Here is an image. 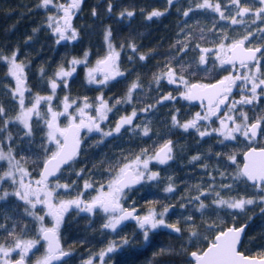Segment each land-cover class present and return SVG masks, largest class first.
<instances>
[{
    "label": "trees",
    "instance_id": "obj_1",
    "mask_svg": "<svg viewBox=\"0 0 264 264\" xmlns=\"http://www.w3.org/2000/svg\"><path fill=\"white\" fill-rule=\"evenodd\" d=\"M64 2V0H61ZM111 2L113 10L107 12L108 3ZM202 0H176L172 7H168L166 0H83L81 10L73 17V27L78 31L79 36L75 41H61L56 43L57 37L54 36L46 26V20L49 15L55 14V9L39 8L37 5L40 0H0V53L4 56H10L12 51L19 49L18 60L27 65L25 70L26 86L31 89V93H40L41 95L50 94L47 86V80L52 77L59 65H68V61L73 58L84 59L85 52L88 53V60L101 59L107 53V45L104 39L105 29L110 28L112 32V42L119 49V68L125 73L118 77L113 83L107 86H95L87 81L85 64L76 66L68 87L61 86L56 91V98L53 100V106L60 108V102L64 94L77 100L88 98L94 104L96 98L103 95L110 102L115 101L117 97L124 99L131 82L138 81L140 88L134 92L133 102L140 104L144 99H155L162 93H169L177 99L164 101L162 114V134L163 141L169 138H176L181 132L170 130L169 125L170 109L174 104L179 107L181 118H186L199 106L180 98V92L184 91L182 84H169L167 80H161L157 85L154 82V76L165 70V65L171 62V66L192 65L196 69L194 60H198L199 51L195 45L199 44L202 48L213 49L208 54L207 64L201 66L195 71L194 75L185 73L189 82L200 81L209 83L211 81L228 75L229 65L220 67L216 55L213 54L219 44L229 42L242 31L240 26L232 24L228 20H220L217 13L211 10H196L190 13L189 17H183L182 11L189 6L195 7V4ZM213 3L216 0H212ZM226 0H221L223 4ZM255 3V0H250ZM258 6V5H256ZM168 11L164 16L154 17L148 20L147 15L155 10ZM96 9L97 16L93 17L92 11ZM179 9V10H178ZM125 10L134 11L132 17H121L120 13ZM187 21V23H185ZM183 28V31H181ZM34 29H39L34 32ZM28 37H32L26 43ZM181 43L189 44L187 54L179 52ZM264 43V33L256 34L252 44ZM129 44H135L138 51L133 53L128 47ZM124 45L123 48L120 46ZM145 55L146 60L140 61L139 55ZM129 57L132 59L130 60ZM43 68L46 76L42 80L39 70ZM15 81L7 75V66L0 60V104L7 110L8 117L15 116L17 104L13 101L11 95L6 91L8 88H14ZM30 98L29 93H25ZM233 98L239 99V89L233 91ZM27 103V100H26ZM124 104V103H121ZM238 109L246 111L250 118L256 115H264V97L254 105L237 106ZM118 111V110H117ZM198 126H209L210 128L219 127V122L212 117L211 122L200 123ZM34 143L29 145L22 142L19 137L23 135L20 126L10 125L9 132L15 143L4 139L8 133H0V139L3 140L4 150H8V145L12 143L14 154L17 159L21 156L25 160L21 161L23 167L32 172V176L37 177L39 173V162L36 157L41 153V137L43 133L34 124ZM174 127V126H172ZM190 145L184 150L174 152L176 158L170 163V167L164 171L165 184L171 183L175 189L173 192L160 190L161 186L154 183L150 184L149 192L153 193L149 198L143 199L137 197L131 200V204H137L142 212H148L150 209L162 211L165 206L170 207L167 215L169 223H177L182 229L181 233H175L170 229H158L151 234L149 243H144L140 230L129 224L128 239L129 245L118 249L111 255L112 262L109 264H192L190 252L193 250H203L213 239L216 232L224 229L230 224L240 225L248 222L243 246L241 248L246 254L257 255L264 251V213L260 211L264 204H254L247 206L244 212L238 210L219 209L212 204L214 195L207 198L201 197L208 205L203 211H197L198 203L193 201L189 203V198L198 195L197 186L208 188L213 182L216 189L228 198L235 197H253L259 193L253 189L250 184L243 181H233L232 176L238 167H241L243 152L250 146L249 142L243 137H238L235 141H224L220 144L222 137L216 134L201 138L196 130L191 131ZM101 136L90 135L82 144L81 151L71 167H66V172H62L64 182H75V185L85 177H97L96 183H103L114 174V169L119 164L130 160L135 155L141 153L145 146L152 151L154 145L146 144L142 138L128 140L126 135L120 141H114L111 137H105L101 143ZM156 143V141H155ZM176 142H174L175 144ZM251 145L264 146V136L258 137L256 142ZM216 153L223 155L217 156ZM235 154L237 164H232L226 159L227 155ZM199 155L200 160L193 161L192 157ZM205 165L207 167H205ZM8 167L6 161H0V171ZM83 169L80 176L75 173ZM112 169L113 171H109ZM225 173L221 176L220 173ZM213 177L215 178L213 180ZM221 184H233V189H221ZM167 185V186H168ZM3 189L10 188V184L4 183ZM128 202V201H127ZM181 204L186 207L181 208ZM26 205L18 201L15 197H9L6 204H1L0 212L9 209L8 215L14 217L15 222L21 226L27 224L28 228L32 223L30 217L24 212ZM192 216V220H187ZM11 226L13 221H4ZM36 224L35 230L38 228ZM77 220L69 219L66 227L75 234L68 246L72 248V254L65 259L67 264H83V260H88L93 253L103 248L104 243H91L86 238L80 237L75 227ZM209 224L218 225L219 228L209 229ZM197 232L198 236H191V232ZM19 233V228L17 229ZM77 233V234H76ZM23 233V237H24ZM7 239L6 233L0 230V241ZM165 251H161V250Z\"/></svg>",
    "mask_w": 264,
    "mask_h": 264
},
{
    "label": "snow or ice",
    "instance_id": "obj_2",
    "mask_svg": "<svg viewBox=\"0 0 264 264\" xmlns=\"http://www.w3.org/2000/svg\"><path fill=\"white\" fill-rule=\"evenodd\" d=\"M82 3L83 0H64V2L61 0H40L37 7L55 9V14L47 17L46 26L57 37V44L61 41L78 39L79 33L73 27L72 20L81 10ZM175 3L176 0H166L168 7L174 6ZM112 10L113 5L109 2L107 12L111 13ZM196 10H211L218 14L220 20H230L232 24L245 23V17H248L253 24L257 20H264V0H255V3H250V0H226L223 7L221 0H216L215 3L212 0H202V2L196 3L195 7L189 6L183 10L182 16L189 17L190 13ZM167 11L168 8H165L164 11L154 9L146 18L152 20L154 17L164 16ZM92 15L93 17L97 16L96 9H93ZM134 15V11L131 10L120 13L121 17ZM38 30L34 29L33 31ZM257 31L264 33V27L258 28ZM255 37L256 33L249 30L239 40H234L229 44H219L215 52L216 59L221 68L229 65L230 70L225 69L229 74L215 83H190L186 79L185 73L194 75L197 69L207 64L208 54L213 52V49L202 48L199 44L195 45V49L199 51V58L193 61L196 69H193L192 65L185 66L177 62L178 71L177 67L171 66V62H169L164 66L165 70L162 73L154 76V82L157 85L161 80H167L169 84H182L184 91L180 92V98L184 100L201 101L202 104L204 101L207 102L206 111L203 114L197 112L192 120L183 124H180L176 115H173V126L181 127L184 131L195 129L201 138L216 134L222 137L219 141L220 144L243 137L251 145L256 142L258 137L264 136V115L250 118L246 111L237 108L238 105L254 106L261 97H264V46L252 47L251 44ZM111 38V29H105L104 39L107 45V54L98 59L94 67L87 68L86 78L89 83L107 86L110 81L125 75L119 68L120 53L116 50ZM31 39L32 37H28L26 43ZM120 47L123 48L124 45ZM128 47L133 53L138 51L135 44H129ZM178 51L187 54L189 44L181 43ZM18 55L19 49L12 51L10 56L0 53V60L4 61L7 66V75L15 81V87L8 88L6 91L17 104V112L13 117H8L7 110L0 104V133H8L4 139L15 143L9 132V127L10 125L20 126L23 135L19 139L29 145L28 150L30 151L31 145L34 143L33 125L35 124L39 128L43 133L40 144L41 153L36 157L39 162V173L37 177H33L32 172L22 166L21 161L25 160V157L21 156L20 159H17L12 143L8 145L7 151L3 146H0V161H6L8 165L6 170L0 171V186L9 183L12 187V191L3 190L0 187V204H6L9 197H15L18 201H22L26 205L25 214L32 217L39 227L36 229L35 236L23 238L22 234L27 231L28 225L21 226L15 222L14 217L8 215L9 209L0 212V230L7 236L5 242L0 243V264H33L34 256L36 257L34 264H58V262L67 264L64 258L69 257L71 252L62 246L60 230L66 214L72 209L77 210V214L80 212L103 213L105 222L102 224V229L111 232H117L125 221L134 220L140 230L142 240L146 244L150 242L151 234L158 229H170L175 233H181L182 229L178 227V222L169 223L167 220L170 207H175L174 205L165 206L162 211L150 209L145 215L140 216L135 207L126 208L123 203L128 192L136 185L158 180L159 173L151 171L149 164L150 161L155 160L163 165L173 159L171 155L172 141L170 140L165 142L154 155L149 156L147 149H143L133 160L119 164L107 183H102L94 189L96 194L90 199L84 198L85 192L94 188V183L88 181L84 183L83 190H78L74 197L70 199L61 197L62 192L69 193L75 190L73 188L75 182L72 184L61 183L60 176L64 167H71L79 156L84 139L82 132L92 133L95 131L101 133L102 137H110L119 134L121 129L126 126H131L134 119L137 118L135 110L130 115L121 116L115 127L108 131L101 128V123L108 120V113L113 111L115 105L131 102L133 92L141 87L140 83L133 82L126 97L124 99L117 98L112 105L103 95L96 98L95 105L89 103L87 97L80 105L75 100L70 101L69 97L65 95L60 102L61 107L57 109L52 103L56 98L57 89L61 86L68 87L67 78L72 77L77 65H87L88 53L85 52L83 60L73 58L68 61L67 68L64 65L58 66L53 76L47 80V86L50 89V94L47 95L33 94L31 89L27 88L25 75L27 65L18 60ZM129 59L132 58L129 57ZM146 59L145 55H139L140 61ZM39 74L42 80L46 76L43 68L39 70ZM235 88L239 89V99L233 98ZM26 92L29 93L30 98L26 97ZM175 99L177 97L169 93L160 97L156 103L162 104L164 101ZM153 107L154 105H148L141 111L148 112ZM223 109L226 111L222 112ZM61 117L66 120V123L61 124ZM212 117H216L219 121V127L198 126L201 121H212ZM150 131L151 129L145 125L142 134L148 136ZM100 142L102 143L103 140ZM2 143L3 140L0 139V145ZM216 155L219 157L223 154L216 153ZM200 159L199 155L192 157L193 161ZM226 159L234 165L237 164L235 154L227 155ZM205 167L207 166L205 165ZM109 171L113 170L109 169ZM82 172L83 169L75 174L80 176ZM220 175L223 177L225 173L221 172ZM232 179L250 184L259 195L225 198L211 185L207 191L197 186L199 194L190 197L189 203L197 202L196 210L203 211L208 205L201 197L207 198L214 194L212 204L219 209L244 212L247 206L257 203L264 204V147H248V150L243 153V165L237 168ZM219 187L231 191L233 184H221ZM164 190L169 193L175 191L171 183ZM180 207L184 208L186 205L181 204ZM260 211L264 213V207H261ZM46 217L51 218V226L45 225ZM186 219L190 221L193 218L188 216ZM4 221L13 222L9 226ZM208 227L209 229L219 228L215 224H209ZM18 228L19 233L17 232ZM244 232V226L218 230L206 249H198L190 253L192 261L194 264H264V251L257 255H250L241 250ZM191 236L197 237L198 233L193 231ZM129 243L127 237L122 238L120 243L110 241L106 249L98 253L100 264H106L105 257L110 258L111 253L129 245ZM38 246L43 247V252L36 256L34 250L38 251ZM14 253L17 258H13ZM84 264H93V258H89Z\"/></svg>",
    "mask_w": 264,
    "mask_h": 264
},
{
    "label": "flooded vegetation",
    "instance_id": "obj_3",
    "mask_svg": "<svg viewBox=\"0 0 264 264\" xmlns=\"http://www.w3.org/2000/svg\"><path fill=\"white\" fill-rule=\"evenodd\" d=\"M246 46H248V45H246ZM251 46H253V47H256V46H264V43L254 44V45H251ZM116 50L118 52L120 51L117 48H116ZM67 80H68V83H69V81L71 80V77L67 78ZM114 81L115 80L110 81L108 85H110ZM132 83L133 82H131V84ZM131 84L129 85L128 90H129ZM93 85L98 86V87L102 86V85H98V84H93ZM236 89L237 88H235L233 91H235ZM134 92L132 94L131 102H125L124 104H117V105H115V107L113 108V111L110 112V113H108V120H106V121H104V122L101 123V128L104 127V126H107V127L110 126V128H114L117 120L121 116L130 115L132 113V111L135 110L137 112V118L134 119L133 124L131 126H126L124 129H121V132L119 134H114L113 136H110L112 140H114V141H120V140H122V138H123L122 133L125 130L126 131V134H124V137L127 135L128 136V140H136V138H142L143 141L146 144H148V142H150V144L154 145L153 148L151 149L152 151H150V152H148V150H150V149L147 146L144 147V149H147V153H149L151 155H154V153L165 142H167L169 140L172 141V148H173V151L172 152L173 153L177 151L176 149H178V151H181L180 148H184V150H185L190 145V138H188V136H192L191 135V133H192L191 131H194L195 129H189L188 131H184L183 128H181V127H177V126L172 127L173 126L172 116L173 115H176L177 116V119L180 122V124H183L186 121H188V118L190 116H192L195 113V111H193L191 114H189L188 117L181 118L180 111H179V107H177L176 104H174L173 107H169V109H170V113H169V115H170L169 125L171 126L170 130H172V131L175 130L176 133L177 132H181V134H179L176 138H169L168 140L163 141V139H162L163 138V134L161 132L162 131L161 129H162V124H163L162 114H163L164 102L162 104H157L156 101L160 97L164 96V94L162 93L160 96H158L157 97L158 99L156 101H153L155 99H151V100L144 99V101H142L140 104H136L135 102H133ZM65 95H67V94H64L63 97ZM69 99H70V101L71 100H75L77 102V104H80V105H82L83 100H84V98L83 99H80V100H77L75 98H70V97H69ZM113 99L116 100L117 97H115ZM88 102L89 103H92L93 105L96 104V103L94 104L93 102H91L89 100H88ZM114 103H115V101H112L109 104L112 105ZM148 105H154V107L150 111H148V112L141 111L142 109H144ZM198 106H199L198 109L204 110V111L206 110L205 106H203V105H198ZM89 111H91V110H89ZM224 111H226V109ZM93 114H95V113L93 112ZM64 123H66V120L63 117H61V124H64ZM200 123H206V121H201ZM145 125L148 126L151 129V131H150V133H149L148 136H144L142 134V129H143V127ZM132 126L135 127L138 130L139 133H137V131H135V130H131L130 127H132ZM82 136L84 137V139H83V142H84L85 141V138L88 137V135H85V132H82ZM155 141H156V143H155ZM83 142H82V144H83ZM174 142H176V143L174 144ZM174 155H175V158H176V154H174ZM135 156H137V155H135ZM135 156L132 157L128 161L133 160L135 158ZM128 161H126V162H128ZM167 164H169V161L166 164H163V165L162 164H159L155 160L150 161V164H149L150 170L151 171H154V172H158L159 173V178L156 181L145 182V183H143L141 185H136L130 191V193H129L130 195H133L134 196L133 199H135L137 197H141L143 199H147L151 195H153V193H150L149 192V189H150L149 186H150V184H152V186H153L154 183H157L158 185L161 186V189L160 190H163L165 188V179H164V174L163 173H164V167ZM66 167L67 166L64 167V169H63L62 172L68 171V170H65ZM60 180H61V183H65L63 181L64 180V177H62V175L60 176ZM97 180H98L97 177H93V178L90 177V176L87 177V178L85 177V179L83 178L79 182V184H77V185L74 184L73 185V188L75 190H72L69 193H63L62 192L61 193V197L64 198V199H70V198L74 197L76 195V193H77L78 190H83L84 183L86 181H88V182H93L94 183V188L88 189L87 192H85V197L84 198L85 199H90L91 196H93V195L96 194V191L94 189L98 188L99 185H100L99 183H96L95 182ZM107 181H108V179L105 182H103V183L106 184ZM67 183H69V182H67ZM69 184H72V183H69ZM3 190L12 191V188L10 187V188L3 189ZM134 203L131 204L130 201L129 202L125 201L124 206L126 208L135 207L136 208V211H137V214H139L140 216H143V215H145L147 213V212H142L140 210V208L138 206H136L137 204H134ZM0 208H1V204H0ZM69 219H71V220H73V219L74 220H77L78 224L75 226L77 228V232H78V234L76 233L77 235H79L80 237L86 238L88 240V242L90 241L91 243H100V242L101 243H104L102 245L103 248L101 250H99L96 253H93L91 255V257H89V258H93V264H100V260H99V257H98V253H100L101 251L105 250L110 241H116V242H118L116 240V232H111L110 230L102 229V224L105 222V217H104L103 213L96 212L95 214H89V213H86V212H80L79 214H77V210L72 209V210L69 211L68 214H66L65 221H64V223H63V225L61 227V230H60V234H61V244H62V246L64 247L65 250L70 251L71 254H72V251L73 250H72V248H70L68 246V243L73 239L72 237L75 234L71 231V229H69L65 225L66 222H68ZM30 220H31L32 223L30 224V226L27 229V231L24 232L25 234H24V237L23 238H32L36 234V230H35L36 224L35 223H37V222L34 221L32 217H30ZM130 222H131V225H134V226L137 227L136 222L134 220H129V221L125 222L117 230V231L124 232V236L123 237H127L128 238V234H127L128 233V229H127V227H129ZM45 225L46 226H51V218L46 217V223H45ZM3 242H5V241H0V243H3ZM34 252L36 253V256H39L43 252V247L42 246H38V251L37 250H34ZM112 254L113 253L110 254V258L109 257H105L106 264H109V263L112 262V260H111V255ZM13 258H17L15 253L13 254ZM35 258H36L35 256L32 258L33 259V264H34ZM66 258H68V257H66ZM66 258H64V259H66ZM85 261H87V260H85ZM85 261L83 260L82 263L84 264Z\"/></svg>",
    "mask_w": 264,
    "mask_h": 264
},
{
    "label": "rangeland",
    "instance_id": "obj_4",
    "mask_svg": "<svg viewBox=\"0 0 264 264\" xmlns=\"http://www.w3.org/2000/svg\"><path fill=\"white\" fill-rule=\"evenodd\" d=\"M228 13L226 12V15H227ZM244 20H245V23H240V24H234V25H237V26H240V29H242V31L241 32H239V34H237V36L234 38V39H232L231 41H229V42H223L224 44H229V43H231L232 41H234V40H239V39H241L244 35H246L247 34V32L249 31V30H252L253 32H255L256 34H261L260 32H258L257 31V29L258 28H261V27H264V20H257L256 21V23L255 24H253L252 22H251V20L248 18V17H245L244 18ZM228 21H230V20H228ZM231 22V21H230ZM218 49V47L215 49V52H216V50ZM215 52L213 53V54H215ZM76 59H79V58H76ZM79 60H81V59H79ZM98 59H94V60H88L87 59V61H88V63H87V66H86V70H85V72L87 73V68H89V67H94L95 66V64H96V61H97ZM68 67V65L67 66H65V68H67ZM62 100H63V98H62ZM60 105H61V103H60ZM206 111V110H205ZM204 110H200V109H197L196 111H195V113L192 115V116H190L189 118H188V121H190V120H192L193 118H194V116H195V114L197 113V112H200L201 114H203L204 112H205ZM187 122V121H186ZM206 122H211V121H206ZM102 129L104 130V131H108V130H110V129H113V128H110V126H104V127H102ZM130 129L131 130H135V131H137V133H139L138 132V130L135 128V127H130ZM132 132V131H131ZM133 133V132H132ZM124 134H126V131L124 130L123 131V133H122V135H124ZM85 135H88V136H90V135H98V136H101V140H103L105 137H102V135H101V133H99V132H92V133H87L86 131H85ZM87 138V137H86ZM85 138V139H86ZM149 156H151V154H149V153H147ZM171 155L173 156V159L175 158V155H174V153L172 152L171 153ZM172 159V160H173ZM172 160H170L169 161V164H167L165 167H164V171L166 170V169H168L169 167H170V163L172 162ZM149 168H150V166H149ZM9 184V183H8ZM167 185H168V182H167V184H165V188L167 187ZM212 186V188H214L216 191H219V189H216V185H214L213 184V182H211V184H209V186ZM209 186H208V188H201V189H203V190H209ZM11 187V186H10ZM12 188V187H11ZM164 188V189H165ZM130 192H128V194H127V198L123 201V203H125V201H131V199L133 200V198H134V196L133 195H130L129 194ZM214 194H212V196H213ZM38 208H39V206H38ZM45 223H46V219H45ZM38 227H39V225H38ZM124 231V230H123ZM124 236V232H121V231H117L116 232V240L118 241L117 243H120L121 242V240H122V238H124L123 237Z\"/></svg>",
    "mask_w": 264,
    "mask_h": 264
},
{
    "label": "water",
    "instance_id": "obj_5",
    "mask_svg": "<svg viewBox=\"0 0 264 264\" xmlns=\"http://www.w3.org/2000/svg\"><path fill=\"white\" fill-rule=\"evenodd\" d=\"M253 47V46H252ZM221 79V78H220ZM217 80H219V79H217ZM217 80H214V81H211V82H209V83H215ZM191 83H202V82H200V81H193V82H191ZM192 103H194V104H196V105H203V106H205L206 105V101H204L203 102V104L201 103V101H191ZM206 108V107H205ZM225 109H223L222 110V112L224 111ZM250 146H253V147H258V148H260V147H264V146H256V145H250ZM249 146V147H250ZM248 150V148L245 150V151H247ZM244 151V152H245ZM243 152V153H244ZM243 165V155H242V163H241V166ZM129 221V220H128ZM125 222H127V221H125ZM124 222V223H125ZM242 226H244L245 227V232H244V234H243V237H242V240H243V238H244V236H245V233H246V229H247V227H248V222H244V223H242V224H240V225H234V224H230V225H228V226H226L224 229H226V228H228V227H242ZM216 235V234H215ZM214 235V236H215ZM214 238V237H213ZM212 241V240H211ZM211 241L209 242V244L211 243ZM208 244V245H209ZM207 245V246H208ZM207 246L204 248V249H206L207 248ZM193 251H196V250H193ZM192 252V251H191ZM190 252V253H191ZM190 256V255H189ZM66 258V257H65ZM190 258H191V256H190ZM191 260H192V258H191ZM58 264H59V262H58ZM192 264H194V262L192 263Z\"/></svg>",
    "mask_w": 264,
    "mask_h": 264
}]
</instances>
